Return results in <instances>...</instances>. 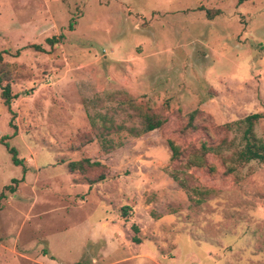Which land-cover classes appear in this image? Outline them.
I'll list each match as a JSON object with an SVG mask.
<instances>
[{
  "label": "rangeland",
  "instance_id": "1",
  "mask_svg": "<svg viewBox=\"0 0 264 264\" xmlns=\"http://www.w3.org/2000/svg\"><path fill=\"white\" fill-rule=\"evenodd\" d=\"M0 52V264H264V0H0Z\"/></svg>",
  "mask_w": 264,
  "mask_h": 264
},
{
  "label": "trees",
  "instance_id": "2",
  "mask_svg": "<svg viewBox=\"0 0 264 264\" xmlns=\"http://www.w3.org/2000/svg\"><path fill=\"white\" fill-rule=\"evenodd\" d=\"M208 17L211 18L209 10L207 11ZM71 27V26H70ZM47 42L50 45H54L56 43V38L51 37L47 39ZM36 47H39L36 45ZM16 97V94L12 93L11 85L9 82V70L8 65L4 62L2 58V53L0 52V98L5 106L8 109L11 107V101ZM199 113V110L195 109L187 114V122L182 127V131H190L195 130L197 125L195 123L196 115ZM260 117L258 113H252L247 115L242 119V123L246 124L244 137H245V145L241 150L238 152V158L243 159L245 161L252 160V159H259L260 161L264 162V152L263 146L257 145L252 139V128L254 121ZM163 123V120L158 118L155 114H150L146 116V125L145 130L150 131L155 128H158ZM169 148L171 150V159L177 160L181 154V150L179 146L175 144L173 141H168ZM11 153L12 161L15 164H22V160L17 157V152L13 147L8 148ZM210 149H214L213 146H207L205 141H202L200 144V151L201 153H195L193 158L189 160L192 161L196 166H203L205 165V153L208 152ZM70 170H79V172L84 176L87 180L89 185L99 182L105 178V172L107 170L106 166L101 164L98 161H91L88 158H82L78 161L70 162L68 164ZM23 180V177L20 180L13 179L14 182ZM6 189H9L10 192H13L14 189L9 185L5 186ZM4 192H0V198L4 197ZM75 264H83L81 262H77Z\"/></svg>",
  "mask_w": 264,
  "mask_h": 264
}]
</instances>
